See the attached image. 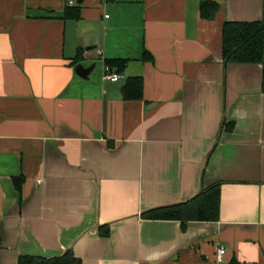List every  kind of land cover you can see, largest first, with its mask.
Wrapping results in <instances>:
<instances>
[{
	"label": "crops",
	"instance_id": "crops-1",
	"mask_svg": "<svg viewBox=\"0 0 264 264\" xmlns=\"http://www.w3.org/2000/svg\"><path fill=\"white\" fill-rule=\"evenodd\" d=\"M202 1L0 0V264L69 248L81 264H264L263 66L222 53L224 23L262 19L264 0H206L212 19ZM108 60L126 61L117 82ZM216 182L217 221L142 216Z\"/></svg>",
	"mask_w": 264,
	"mask_h": 264
},
{
	"label": "trees",
	"instance_id": "trees-1",
	"mask_svg": "<svg viewBox=\"0 0 264 264\" xmlns=\"http://www.w3.org/2000/svg\"><path fill=\"white\" fill-rule=\"evenodd\" d=\"M219 5L214 1L203 0L200 5V13L203 18L212 19ZM80 17L79 6H66L62 18L78 19ZM223 60L227 63H259L263 66V90H264V7L263 18L255 21H227L223 25ZM81 54L74 58L77 63ZM147 52L144 53V58ZM111 67L123 68L126 61L108 60ZM125 97L129 99H141L143 97V78L130 77L124 86ZM233 121L223 120L222 129L232 130ZM17 179L18 186L19 181ZM20 187V186H19ZM220 194L221 182H216L204 187L191 199L146 210L142 213L148 219L180 220L183 228L188 221H217L220 218ZM108 230L101 234L107 235ZM18 264H81V259L75 256L71 248L56 256L21 255Z\"/></svg>",
	"mask_w": 264,
	"mask_h": 264
},
{
	"label": "built area",
	"instance_id": "built-area-1",
	"mask_svg": "<svg viewBox=\"0 0 264 264\" xmlns=\"http://www.w3.org/2000/svg\"><path fill=\"white\" fill-rule=\"evenodd\" d=\"M122 74L118 71H116L113 67H111L109 64L105 63L104 65V78L106 80L117 82L121 79ZM226 251V248L221 245L217 249L216 257L218 261H221L223 259V255Z\"/></svg>",
	"mask_w": 264,
	"mask_h": 264
},
{
	"label": "water",
	"instance_id": "water-1",
	"mask_svg": "<svg viewBox=\"0 0 264 264\" xmlns=\"http://www.w3.org/2000/svg\"><path fill=\"white\" fill-rule=\"evenodd\" d=\"M94 64H92L91 66H84L83 64H79L76 66V73L83 77V78H87L89 73L93 70L94 68Z\"/></svg>",
	"mask_w": 264,
	"mask_h": 264
}]
</instances>
